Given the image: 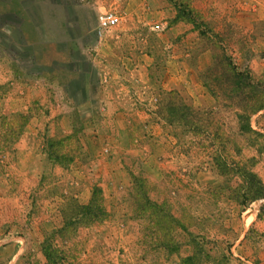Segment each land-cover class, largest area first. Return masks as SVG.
<instances>
[{"label":"rangeland","instance_id":"obj_1","mask_svg":"<svg viewBox=\"0 0 264 264\" xmlns=\"http://www.w3.org/2000/svg\"><path fill=\"white\" fill-rule=\"evenodd\" d=\"M252 94L264 0H0V123L25 119L13 144L0 131V264H48L42 244L65 264H264V199L231 198L237 166L264 183V138L239 130ZM176 105L203 129L166 122ZM249 126L264 134V109ZM170 236L175 252L154 245Z\"/></svg>","mask_w":264,"mask_h":264},{"label":"trees","instance_id":"obj_2","mask_svg":"<svg viewBox=\"0 0 264 264\" xmlns=\"http://www.w3.org/2000/svg\"><path fill=\"white\" fill-rule=\"evenodd\" d=\"M229 69V68H228ZM225 75H229L231 82L237 85H239V81L240 79L243 78V74L240 72L235 71L234 68H230L229 70H227V72H222L220 73L222 76ZM232 93V92H231ZM256 97V94H252V96H249L248 98H246V102L244 104V107L242 108V110H240V115L238 116V120L240 121V127L239 130L242 134H252V135H256L258 136V138H264V134H260V133H256L254 131L251 130L250 126H249V117L255 113H257L258 111H261L264 109V102H260L262 97ZM264 100V99H263ZM168 113L166 114V118H164V120H166V122L168 123H172V124H176L178 126H182L183 128L188 129V131H196V130H200L203 129L202 127L204 126L203 124H200L199 119L197 118V116H199L198 113L194 112L193 109L188 108L187 106H173L171 107L168 111ZM3 120V119H2ZM25 119L24 118H20V122L19 125L17 126L16 123L9 125L6 129L4 123H0V131H6V137H5V142H8L10 144H13L18 135H19V131L20 128L22 127L23 123H24ZM59 140H52L51 142H49V149H48V158L53 161V162H57V163H61V161L65 162V156H63V154H60L58 151L59 149L61 150L62 147L58 144ZM215 167L217 168V170L223 174V175H234V173L232 172L233 170H228L227 169V165L225 164V162L220 161L219 159L215 160ZM253 165V163L251 164V166ZM251 166L246 167L244 165L241 166H237V173L236 175L243 181L246 182L245 186H241L238 190V192L236 191L234 194L231 195L232 200L234 201V203H238L239 205L243 207H245L247 204H249L250 202L256 201V200H260V199H264V183H262L257 177L256 175L251 171ZM236 171V170H235ZM229 172V174H227ZM101 196H100V191L98 189H93L90 199L86 205V209L89 210H95L98 212H101L102 209V205H101ZM146 204L149 206H153V207H157V205L154 202H149L148 200H145ZM80 208H82V206H79ZM264 216V204L261 205L258 214H257V218H261ZM175 223V222H174ZM165 224V222H161L160 223V228L161 225ZM170 224V223H169ZM177 225V228L184 230L183 232L186 234V236L188 237L187 242L192 246V251H194V253H192V255L185 257V260L191 262L193 260H196L195 258H197L196 256V249L194 247V239L191 238L190 234L188 232H186L187 227L189 226H183L180 222H176L175 223ZM163 229L166 231L165 226H163ZM163 229L161 228V230L163 231ZM167 230H170L169 226L167 228ZM161 238V237H160ZM156 247H161L162 250L167 251L169 253H173L177 250V243L175 241V238L170 236V237H163L160 240H157L154 244ZM228 247V246H227ZM42 250L45 253L46 259L48 264H65L63 263V261L59 258V254H57L56 252H53L50 249V245L49 244H42L41 245ZM228 249V248H227Z\"/></svg>","mask_w":264,"mask_h":264},{"label":"built area","instance_id":"obj_3","mask_svg":"<svg viewBox=\"0 0 264 264\" xmlns=\"http://www.w3.org/2000/svg\"><path fill=\"white\" fill-rule=\"evenodd\" d=\"M118 16L112 12H101L97 15V33L100 31L108 29L115 26L118 23Z\"/></svg>","mask_w":264,"mask_h":264}]
</instances>
